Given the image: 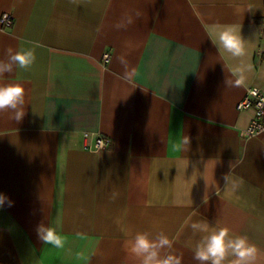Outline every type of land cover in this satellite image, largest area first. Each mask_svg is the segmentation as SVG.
<instances>
[{"label": "crops", "instance_id": "0c3cea01", "mask_svg": "<svg viewBox=\"0 0 264 264\" xmlns=\"http://www.w3.org/2000/svg\"><path fill=\"white\" fill-rule=\"evenodd\" d=\"M3 13L0 59L35 47L36 61L0 79L26 90L21 121L0 113L13 202L0 264H138L126 244L145 231L197 264L188 225L201 220L247 236L264 264V133L246 134L253 111L236 109L264 92V0H0ZM225 25L251 53L244 87L224 84L239 63L213 43ZM41 223L64 248L38 238Z\"/></svg>", "mask_w": 264, "mask_h": 264}, {"label": "clouds", "instance_id": "9594fccd", "mask_svg": "<svg viewBox=\"0 0 264 264\" xmlns=\"http://www.w3.org/2000/svg\"><path fill=\"white\" fill-rule=\"evenodd\" d=\"M76 4L78 0H69ZM213 43L223 49L239 63L231 68L229 76L225 77L226 88L246 86L247 73L252 71V65L245 58L250 56L247 41L241 35L240 27L225 25L216 34ZM38 46V45H37ZM4 59H0V79L5 74L12 75L18 69L29 70L36 61L35 47L14 50L8 47ZM26 90L18 83H0V113H10L15 121H21L25 116ZM187 143L185 139L183 144ZM227 181V176L225 177ZM236 185L233 183V189ZM7 202H13L4 194H0V208ZM194 235H199L194 250L193 259L197 264H256L257 247L250 243L247 236L230 234L226 226H214L207 220L192 221L188 225ZM38 238L47 245L57 249L65 246V241L51 225L43 223L37 226ZM127 251L134 256L138 264H182L183 257L173 251L174 241L164 232L151 234L147 231L136 232L127 241Z\"/></svg>", "mask_w": 264, "mask_h": 264}, {"label": "built area", "instance_id": "2783aa9c", "mask_svg": "<svg viewBox=\"0 0 264 264\" xmlns=\"http://www.w3.org/2000/svg\"><path fill=\"white\" fill-rule=\"evenodd\" d=\"M0 21L3 26H9L12 23V17L8 13H3ZM108 58L109 53L103 54L102 59L104 61L108 60ZM236 109H251L253 111V118L245 131L246 134L257 135L264 133V92H262L261 89L258 87L248 88L244 98L236 104ZM84 138H87L86 134ZM108 144V137L102 134L96 136L95 149H104Z\"/></svg>", "mask_w": 264, "mask_h": 264}]
</instances>
